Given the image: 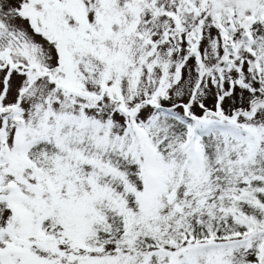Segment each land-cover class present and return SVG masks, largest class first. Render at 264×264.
Returning <instances> with one entry per match:
<instances>
[{
  "label": "snow or ice",
  "instance_id": "obj_1",
  "mask_svg": "<svg viewBox=\"0 0 264 264\" xmlns=\"http://www.w3.org/2000/svg\"><path fill=\"white\" fill-rule=\"evenodd\" d=\"M0 264H264V0H0Z\"/></svg>",
  "mask_w": 264,
  "mask_h": 264
}]
</instances>
